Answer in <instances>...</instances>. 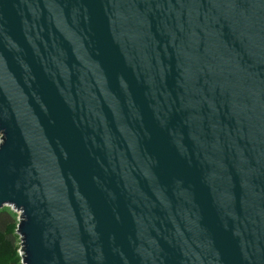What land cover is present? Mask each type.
<instances>
[{
  "label": "water",
  "instance_id": "water-1",
  "mask_svg": "<svg viewBox=\"0 0 264 264\" xmlns=\"http://www.w3.org/2000/svg\"><path fill=\"white\" fill-rule=\"evenodd\" d=\"M22 264H264V0H0V208Z\"/></svg>",
  "mask_w": 264,
  "mask_h": 264
},
{
  "label": "trees",
  "instance_id": "trees-1",
  "mask_svg": "<svg viewBox=\"0 0 264 264\" xmlns=\"http://www.w3.org/2000/svg\"><path fill=\"white\" fill-rule=\"evenodd\" d=\"M17 216L18 214L8 206L0 208V264H21L17 252Z\"/></svg>",
  "mask_w": 264,
  "mask_h": 264
},
{
  "label": "rangeland",
  "instance_id": "rangeland-1",
  "mask_svg": "<svg viewBox=\"0 0 264 264\" xmlns=\"http://www.w3.org/2000/svg\"><path fill=\"white\" fill-rule=\"evenodd\" d=\"M14 211V210H13ZM17 252H18V254H19V256H20V258L22 257L21 256V247H20V239L18 240V249H17ZM22 260V258L20 259V261ZM22 264V263H21Z\"/></svg>",
  "mask_w": 264,
  "mask_h": 264
}]
</instances>
